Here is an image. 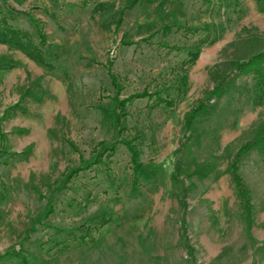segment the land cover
I'll return each mask as SVG.
<instances>
[{"label": "rangeland", "instance_id": "1", "mask_svg": "<svg viewBox=\"0 0 264 264\" xmlns=\"http://www.w3.org/2000/svg\"><path fill=\"white\" fill-rule=\"evenodd\" d=\"M32 19L46 34L44 48ZM3 20L54 68L0 45V65L14 66L0 70V264L20 257L28 264H264V154L252 150L239 162L251 196L249 229L229 173L238 149L264 126L253 76L231 73V62L264 48L257 0H0ZM207 26L221 30L212 45L201 44ZM199 48L191 65L188 53ZM107 67L119 78V99L146 89L175 101L125 107L120 137L137 138L150 174L137 189L105 115L116 93ZM224 75L228 90L189 137L185 114ZM28 87L34 98L43 94L40 101L27 97L25 112L12 114ZM101 141L115 145L106 166L61 187ZM47 204L52 213L39 223Z\"/></svg>", "mask_w": 264, "mask_h": 264}, {"label": "trees", "instance_id": "2", "mask_svg": "<svg viewBox=\"0 0 264 264\" xmlns=\"http://www.w3.org/2000/svg\"><path fill=\"white\" fill-rule=\"evenodd\" d=\"M257 5L261 11H264V0H257ZM32 21L35 24V31L37 32L38 37L42 42V48H44L46 44V34L34 19H32ZM202 29L207 32L205 38L201 42L202 45H212L219 39L221 30L216 28L215 26H207ZM198 31V29L194 30V32ZM20 35L24 36L25 34H22L18 30L14 29L6 22V20H3L2 22L0 21V45L12 46L15 49L21 51L30 60L43 65L47 69H53V61L47 59V54L45 55L43 49L40 48V46L34 45L31 41L25 42L23 40V37ZM199 54L200 48L196 51L189 52L188 62L191 65L194 64L198 59ZM13 67L14 66L12 64H8L5 66L0 65V70L5 71L8 69H12ZM231 69V73L234 72V77L252 75L254 78L255 93H258L259 96L264 98V48L250 53V55L246 59L231 62ZM107 73L111 81V85L115 89L116 93L114 97H112L114 105L110 111H105V115L115 131V136L119 137V142L125 147L126 151L129 154V162L132 171L131 186L133 189H137L141 181L150 179V174L145 170L144 164L141 160L140 150L138 147V143L136 142L137 138L134 137L131 139H125L120 137L122 132L125 130V118L127 116L125 107L134 100L147 99L148 101L156 102L157 105L154 104L153 107H160L158 106V104H163L164 107L172 108L175 105V101L166 97L162 98L158 95V93H151L146 89L140 93H134L126 98L119 99V91L122 89L118 81L119 78L112 72L110 67H107ZM180 81V86L186 84L187 73L181 76ZM230 81L231 79L229 78V75L222 76V78L219 79L215 86L211 90L206 92L204 99L199 101L196 106L191 108L185 114V132L189 133V137H191L192 133L195 131V125L197 121L214 108V104L211 101L214 99H219L228 90ZM42 95L39 96V98L32 97V94L30 93V87H28L20 95L18 101L9 109V111L12 112V114L16 113L17 111L25 112V110L21 108V104L26 100V98L32 97L34 101H40ZM153 98L155 100H152ZM189 137H187L186 139H188ZM98 145L102 146L101 151L94 154L91 157L90 161H83L79 167L69 170V172H67L63 176L60 182L61 187L67 185L80 173H83L91 167H95L98 165L106 166L107 161L115 152V145H107L104 141L99 142ZM252 150H257L259 153L264 154V126L258 128L255 131L252 140L247 141L238 149L234 161L229 165L231 181L234 185L247 229L251 228V225L253 224L252 203L247 186L245 185L239 172V162L245 154L249 153ZM23 155L25 154H19L18 156L25 157ZM178 173L179 166L175 165V174L173 175L174 181L178 180ZM184 191L185 190H183V192ZM184 195L185 194L183 193V197ZM180 204L186 208V204L184 203V201H181ZM51 213L52 208L50 204H47L45 206L43 214L39 217L38 222L47 219ZM183 213V217L180 220V227L182 234L185 235L187 230V222L185 219L186 209H184ZM61 231L68 234L71 233L64 230ZM56 244H60V241H58ZM18 253L15 254L19 255ZM20 264H28V260L25 257H20Z\"/></svg>", "mask_w": 264, "mask_h": 264}]
</instances>
